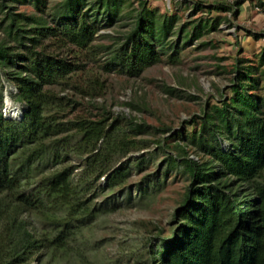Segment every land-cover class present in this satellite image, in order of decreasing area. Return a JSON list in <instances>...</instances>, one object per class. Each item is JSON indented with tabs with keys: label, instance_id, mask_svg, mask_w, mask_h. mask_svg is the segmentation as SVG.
Listing matches in <instances>:
<instances>
[{
	"label": "trees",
	"instance_id": "16d2710c",
	"mask_svg": "<svg viewBox=\"0 0 264 264\" xmlns=\"http://www.w3.org/2000/svg\"><path fill=\"white\" fill-rule=\"evenodd\" d=\"M240 6L237 0L235 7L220 3L211 9L234 7L238 16ZM128 8V0H62L57 23L9 9L0 40V77L3 71L14 83L25 109L20 118L0 111V264H43L47 256L57 260L70 254L88 264L83 244L76 242L97 214L93 192L102 177L111 187L122 182L126 171L116 167L117 159L143 146L109 117L65 121V106L74 101L54 88L74 84L81 89L75 78L108 48L96 44L98 23L129 18ZM132 19L106 69L116 64L133 77L162 60L159 46L182 17L140 0ZM221 20L216 17L211 25L199 20L192 37L216 29ZM258 69L236 64L234 95L205 110L199 131L187 144H177L182 158L171 159L189 171L191 182L175 210L179 224L157 264H264V96L251 92L259 85L253 76ZM81 92L96 95L98 89ZM219 135L231 149L218 145ZM190 145L209 159L190 158ZM71 156L83 162L66 163Z\"/></svg>",
	"mask_w": 264,
	"mask_h": 264
},
{
	"label": "rangeland",
	"instance_id": "374dc122",
	"mask_svg": "<svg viewBox=\"0 0 264 264\" xmlns=\"http://www.w3.org/2000/svg\"><path fill=\"white\" fill-rule=\"evenodd\" d=\"M61 1L0 0V40L5 37L10 8L13 13L35 14L57 23ZM139 1L128 0L131 17L112 25L98 23L96 44L108 48H103L96 61H90L75 78L81 89L94 91L96 87L98 93L85 95L74 84L54 88L74 101L65 106V121L80 116L109 117V122L117 120L143 146L117 159L116 167L126 171L122 182L111 187L107 177H102L100 187L93 192L97 214L76 242L83 244L88 264H157L166 241L179 224L175 210L191 182L189 171L171 159L182 158L177 144H187L199 131L205 110L223 105L234 95L232 87L238 83L236 64L259 68L253 74L259 77V85L251 92L264 96V0H240L238 16L233 14L237 0H148L151 7L178 13L182 20L167 43L159 46L162 60L132 77L119 72L116 64L110 70L106 66L112 51L122 44L131 28ZM220 3L234 7L226 12L211 9ZM216 17H222L216 29L205 31L199 38L192 37L199 20L211 25ZM184 22L188 25L181 31ZM97 81L102 83L100 87ZM17 91L2 71L0 111L4 117L20 118L25 109V104L16 98ZM14 108L17 113H13ZM216 142L224 150L231 149L223 135ZM188 150L189 157L193 155L197 161L209 159L196 146L190 145ZM82 162L83 157L71 156L66 163L75 166ZM43 167L49 169L51 164L45 162ZM85 259L73 254L57 260L47 256L43 264H85Z\"/></svg>",
	"mask_w": 264,
	"mask_h": 264
},
{
	"label": "bare ground",
	"instance_id": "6f19581e",
	"mask_svg": "<svg viewBox=\"0 0 264 264\" xmlns=\"http://www.w3.org/2000/svg\"><path fill=\"white\" fill-rule=\"evenodd\" d=\"M6 102H7V104H8V103H9V100H8V101L6 100ZM14 109H15V108H14ZM13 113H17L16 109L13 110Z\"/></svg>",
	"mask_w": 264,
	"mask_h": 264
},
{
	"label": "built area",
	"instance_id": "2783aa9c",
	"mask_svg": "<svg viewBox=\"0 0 264 264\" xmlns=\"http://www.w3.org/2000/svg\"><path fill=\"white\" fill-rule=\"evenodd\" d=\"M190 158L194 159V158H193V155H191V157H190ZM194 160H196V159H194Z\"/></svg>",
	"mask_w": 264,
	"mask_h": 264
},
{
	"label": "clouds",
	"instance_id": "9594fccd",
	"mask_svg": "<svg viewBox=\"0 0 264 264\" xmlns=\"http://www.w3.org/2000/svg\"><path fill=\"white\" fill-rule=\"evenodd\" d=\"M13 118H17L16 116H14Z\"/></svg>",
	"mask_w": 264,
	"mask_h": 264
}]
</instances>
